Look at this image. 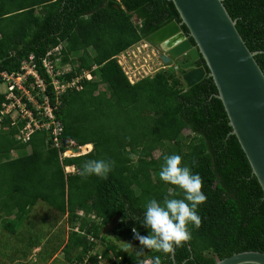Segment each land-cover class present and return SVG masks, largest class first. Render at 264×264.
<instances>
[{"label": "trees", "instance_id": "16d2710c", "mask_svg": "<svg viewBox=\"0 0 264 264\" xmlns=\"http://www.w3.org/2000/svg\"><path fill=\"white\" fill-rule=\"evenodd\" d=\"M223 4L247 47L257 51L254 57L264 72V0ZM172 20L180 18L171 0H0V83L1 73L18 70L30 53L40 76L49 81L40 57L61 45V64L72 66L58 79L79 80L58 95L50 83L46 86L61 125L58 139L91 144L85 153L62 156L64 147L54 144L49 130H34L23 141L17 137L23 119L12 123L9 114L4 115L0 120L4 230L17 232L42 202L69 227L63 245L52 248L49 256L60 248L69 264H140L157 255L161 264H213L234 252H264L263 191L230 133L212 78L188 87L170 67L132 82L117 62L120 52L142 41L156 45L147 36ZM181 29L187 32L184 24ZM189 41L195 44L190 36ZM189 61L207 72L201 57ZM86 70L91 79L83 75ZM4 101L0 91V110ZM172 154L180 155L182 166L202 177L207 197L197 208L201 227L188 225L192 239L176 248L174 260L143 249L132 231L149 234L143 218L150 200L163 204L166 196L183 198L179 188L159 177L164 156ZM93 159L114 162L106 180L78 174L84 162ZM122 241L137 248L120 246Z\"/></svg>", "mask_w": 264, "mask_h": 264}, {"label": "water", "instance_id": "95a60500", "mask_svg": "<svg viewBox=\"0 0 264 264\" xmlns=\"http://www.w3.org/2000/svg\"><path fill=\"white\" fill-rule=\"evenodd\" d=\"M171 1L180 21L166 23L147 39L162 49L165 62L185 54L192 60L202 57L207 72L203 66H197L186 71L183 80L189 87L204 77L212 78L230 133L237 138L264 198V72L254 57L257 51L247 47L223 0ZM181 24L187 27L194 46L181 30ZM171 258L174 260L173 255ZM245 263L264 264V252H234L213 264Z\"/></svg>", "mask_w": 264, "mask_h": 264}, {"label": "clouds", "instance_id": "9594fccd", "mask_svg": "<svg viewBox=\"0 0 264 264\" xmlns=\"http://www.w3.org/2000/svg\"><path fill=\"white\" fill-rule=\"evenodd\" d=\"M184 33L186 34V37L189 40L188 30L187 32ZM194 45L192 44V46ZM155 46L159 49L158 51L154 52V54L152 53L151 54L153 56H156L155 59L156 60L158 59V61L156 64H152V68L154 65H158V67L153 68L154 71L147 75L154 74L158 70L166 68L168 64L167 63L168 61L165 62L161 56L163 54L162 49L157 44ZM172 58L173 57H170V60L173 59L175 60L178 59L179 57L173 59ZM190 60L196 61V60H192L191 58ZM62 65L66 66L71 64L67 63ZM198 66H203V65H198ZM170 67L173 68L177 73H179L177 71L178 67L176 64H172L169 66V68ZM194 67L197 66H193L192 68ZM189 69L184 70L183 73H179L182 79H183V74ZM91 78L92 77H90L89 79ZM2 89H3V84L0 83L1 92ZM85 145H79V146H85ZM89 147L90 148L88 150L91 149V144ZM113 164H114L113 161H106L103 159L87 160L82 165L78 174L84 179H87L88 177L95 175L100 179L106 180L108 178L109 172L112 170ZM159 177L164 183L179 188L180 191L183 193V198L169 199L166 196L164 198L163 204L158 203L157 200L155 199L150 200L146 204V211L144 212V218H143V224L149 230V234L146 236H142L135 228H133L132 231L135 235V239L139 241L143 249H148L156 253H163L165 256H172L175 254L176 248L183 247L185 244L191 241L192 234L188 228V225L192 224L197 229L201 227L202 221L200 216L197 214V208L199 205L206 202L207 197L202 191V187H203L202 177L199 174H194L189 167L182 166V157L180 155L172 154V155L164 156V164L162 165L161 170L159 172ZM169 193L172 195H179V193H172L171 189H169ZM127 245L129 248L133 247L130 243H127ZM140 264H161V257L157 255L153 259L140 261Z\"/></svg>", "mask_w": 264, "mask_h": 264}, {"label": "built area", "instance_id": "2783aa9c", "mask_svg": "<svg viewBox=\"0 0 264 264\" xmlns=\"http://www.w3.org/2000/svg\"><path fill=\"white\" fill-rule=\"evenodd\" d=\"M61 49L62 46L57 45L46 51V53L40 57V65L50 78L49 81L43 80L40 76L37 62L32 53L21 60L18 70L12 71L11 73H1L3 84L2 93L5 96V101L2 103V108L0 110V120L7 114H9L12 119V123L15 122L16 118L23 119L24 124L19 129V134L17 135V137L21 138L23 141H27L34 130L41 128L49 130L53 137L54 144L59 147L60 145L64 147L61 155L73 156L85 152L83 146L77 145L71 139H58L61 132L60 121L55 118L53 112L54 107L50 105L49 97L46 93V86L49 83L53 86L55 94L58 95L67 86L76 85L79 80V77H77L63 83L58 79V75L65 71V66L61 64ZM122 52L116 56L117 62L125 74L128 75L129 80L133 82L129 75V71L124 68L123 62L119 59V56H124ZM153 71L154 69L149 66V72H144V74L138 75V77ZM83 75L88 79L91 77L90 72L87 70L83 72ZM136 78L137 77H135V80ZM23 98L25 100H23ZM55 102L57 105V97ZM28 103H30V106H28ZM13 113H15V115H12ZM65 169L69 170L68 167H65ZM70 264L76 263L72 262Z\"/></svg>", "mask_w": 264, "mask_h": 264}, {"label": "rangeland", "instance_id": "374dc122", "mask_svg": "<svg viewBox=\"0 0 264 264\" xmlns=\"http://www.w3.org/2000/svg\"><path fill=\"white\" fill-rule=\"evenodd\" d=\"M156 51L157 47L155 45L142 41L124 50L122 52L124 56H119V59L123 62L124 68L129 71L132 80H135V77L139 78L138 75L149 72V66L152 67V64L157 63L158 59L156 60V56L152 55ZM167 63L166 69L169 70L170 65L176 64L179 73L192 68V62L189 61L187 55L170 60ZM71 66L66 65L64 70L69 69ZM156 67L158 65L153 66V68ZM179 73L178 75H180ZM12 115H15V113ZM184 133L187 134L188 130H184ZM85 147L83 148L84 151H88L90 148ZM158 153L159 151L153 152L154 156ZM13 155H15V152ZM68 169L71 170L72 168L68 167ZM30 213L25 221L20 224L18 231L13 234L4 230L0 222V264H69L64 259L60 248L55 251L56 254L53 253L49 256L52 248L63 245L69 230L68 225L64 223V220H56V214H59L50 207L44 206L42 202H39ZM35 239L39 240L38 244H34ZM119 245L127 247L125 241L119 242ZM132 246L131 249L137 248L135 245Z\"/></svg>", "mask_w": 264, "mask_h": 264}, {"label": "bare ground", "instance_id": "6f19581e", "mask_svg": "<svg viewBox=\"0 0 264 264\" xmlns=\"http://www.w3.org/2000/svg\"><path fill=\"white\" fill-rule=\"evenodd\" d=\"M88 145H90V144H86L85 146L87 147ZM85 146H83V148H84Z\"/></svg>", "mask_w": 264, "mask_h": 264}, {"label": "flooded vegetation", "instance_id": "af4514ba", "mask_svg": "<svg viewBox=\"0 0 264 264\" xmlns=\"http://www.w3.org/2000/svg\"><path fill=\"white\" fill-rule=\"evenodd\" d=\"M156 47V46H155ZM159 48H157V51H158ZM173 59V58H172Z\"/></svg>", "mask_w": 264, "mask_h": 264}, {"label": "crops", "instance_id": "0c3cea01", "mask_svg": "<svg viewBox=\"0 0 264 264\" xmlns=\"http://www.w3.org/2000/svg\"><path fill=\"white\" fill-rule=\"evenodd\" d=\"M72 168V167H71Z\"/></svg>", "mask_w": 264, "mask_h": 264}]
</instances>
